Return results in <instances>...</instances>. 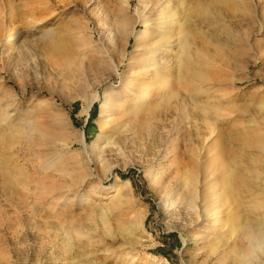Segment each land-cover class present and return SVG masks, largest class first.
<instances>
[{"label":"rangeland","instance_id":"rangeland-1","mask_svg":"<svg viewBox=\"0 0 264 264\" xmlns=\"http://www.w3.org/2000/svg\"><path fill=\"white\" fill-rule=\"evenodd\" d=\"M122 1L0 0V264L233 263L240 237L228 222L235 216L225 206L210 218L197 215L201 201L196 194L185 205L177 165L182 161L181 147L196 145L207 131L208 117L195 102L211 99L225 105L226 112H231L229 119L255 116L263 123L259 105L264 100V26L259 24L264 19V0H202L212 9L202 19L189 15L199 0H131L130 12L136 16L143 2H148L145 13L153 15L168 3L163 11L176 13L175 20L183 21L185 13L188 24L196 22L203 35L191 45V60L204 76L196 81L197 87L179 76L183 63L177 62V52L184 34L177 37V24L170 37L171 55L169 44L155 50V27L138 25L141 37L149 39L136 45L129 37L124 57L118 59L121 43L117 37L114 44L110 41L113 35L107 23ZM186 31L185 26L181 28ZM208 35L223 47L219 50L214 41L203 42ZM140 56L157 62L158 70L152 66L148 73H140ZM125 80L147 82V101L167 99L158 116L145 122L151 123L149 131L124 130L130 121L124 112L133 102L125 92ZM111 90L120 91L121 96L114 107L106 105L109 110L103 119L110 122L105 130L121 138L101 156L88 151L94 176L81 191L89 196L87 203L100 202L106 207L105 221L97 219L91 226V242L85 250L72 247L65 251L61 228L81 225V221L88 228L86 212L76 203L78 194L75 198L72 192L68 194L71 202L38 196L36 178L46 176L53 182L58 175L52 168L43 170L35 152L45 153L58 143L50 136L57 130L75 134L81 130L87 143L92 141ZM95 92L98 99L87 115L84 107ZM216 124L223 130L219 146L225 148L224 137L232 127L224 117ZM200 142L203 151L208 143ZM104 161L112 166L106 175L101 167ZM119 180H128L126 189L112 190L110 186L120 184ZM131 221L135 225L130 233Z\"/></svg>","mask_w":264,"mask_h":264},{"label":"bare ground","instance_id":"bare-ground-1","mask_svg":"<svg viewBox=\"0 0 264 264\" xmlns=\"http://www.w3.org/2000/svg\"><path fill=\"white\" fill-rule=\"evenodd\" d=\"M143 3L145 4L144 8L141 7L142 11L139 13L138 10L136 16L130 12L129 6L131 0H123L117 5L113 17L107 23L113 35L110 37V41L114 44V37H117L121 43L118 59H123L129 37L132 36L135 39L136 45H138L139 40H142V43L145 44L147 39H149L148 37H146L147 39L141 37L142 34L139 33L140 30L136 29L138 25H144L146 29L155 27V29H157L154 35L157 38V48L155 50H160V47L166 49L167 44H169L167 53L171 55L173 47L170 46L172 43L170 37L174 34V26L177 24L179 27L177 37L179 36L180 39V36L184 34L183 40L179 43V52H177V62L183 63V68L179 76L181 79L197 87L196 81L202 80L204 76L202 70L192 63L191 45L195 38L203 35L201 29L195 26L196 22L194 25L193 23L188 24L189 21L186 16L188 14L184 13L182 17L184 20L180 21V18L175 20L174 15L176 13L169 14L163 11V8L166 9L169 6L168 3H164L155 15L152 13L146 14L145 8L148 2ZM211 14V6L202 0L192 5L191 11L189 12L191 17H197L199 19ZM192 19L193 18H190V22ZM259 25L260 27L264 26V19ZM184 26L187 28L185 33L181 32V28ZM144 30L145 29H142L141 33H143ZM212 41H214L212 35H208L203 42L210 44ZM257 43L259 42L257 41L256 44ZM213 44H215L219 50L223 47L221 42L214 41ZM100 48L101 51H105L102 47ZM149 51H151V49H149ZM196 52L199 53V49H197ZM201 53L202 54L199 53V56L205 57V53L202 51ZM140 57L141 58L137 61L140 73L146 74L151 70L152 66L158 65L157 62H154L148 57ZM236 59L238 62L239 60L242 62L240 58L237 57ZM158 67L159 66L155 69L158 70ZM130 78L132 79V77ZM132 80H125V92L128 93V96L132 97L133 102L130 101L131 108L124 112L125 116L130 118L128 125L123 124L125 125L124 130H131L134 133L141 131V129H147L149 131L151 129V123L145 122L158 116L160 107L167 99L161 97L159 101H147L150 95L149 84L144 81L136 84L137 82ZM196 90H198V88H196ZM108 93L101 107L99 119L97 121L99 129L92 141L87 143L84 132L81 130H78L79 133L74 130L76 134L74 132L57 130L50 136L59 140V142L55 143L53 146H49L45 153L43 150L39 152V149H36L35 152V155L39 158L38 164L43 170L52 168V172L58 175V179H65L63 183L54 176H52L55 178L53 182H50L46 176L37 177L34 184L38 189V196H46V199L48 198L50 200L55 199L61 200L62 202H71L72 199L68 197V194L72 192V194H70L74 198L78 194L79 200L76 203L80 202L83 206L82 209L86 212L84 216L87 217L85 223L89 224H87L88 228L81 226L83 221L80 222L81 225L79 223H74L73 225L68 224L61 228L60 239L62 245L65 247V251L70 249L72 251V247L80 249L86 248L91 242V226H93L97 219H100L102 222L105 221L104 214L106 207L100 204V202L87 203L89 196H83L84 194L81 191L84 188L82 186L88 181V178L94 176L91 159H88L89 157L86 156L88 151L101 156V152L104 150L106 151L112 143H117L120 136H113L112 131L111 133H107V130H105L107 124L110 122L109 120L103 119V114L109 110L106 105L114 107L115 100L121 92L111 90V92ZM95 99H98L97 92H95L94 97L84 107V111L87 115ZM140 101L143 103L138 104ZM195 105L196 107H200V110L208 117L206 122L207 131L202 137L196 140V145L189 146L185 144V146L180 149L182 161L177 165V172L182 179V184H180L183 188L182 201L187 205L196 194L201 201L199 213L197 215L206 218H210L211 215L216 214L217 210L223 206L227 209L229 208L230 212H232L235 217H233L232 221L228 222V226L235 231L236 236L240 237V242L234 246V259L232 264H261L264 262V121L262 123L257 120L255 116H251L250 118L234 117L233 119H229V114L231 112H226L225 105L214 102L211 99H206L200 103L195 102ZM259 106L261 115L264 117V100H261ZM184 114H187L185 110ZM187 117L188 116H185L183 118ZM221 117L227 118L228 125L232 127V132H229L228 135L224 137L226 142L224 144L225 148H223L225 150H222L223 148H221L218 143L222 140L219 135H223V130H220V128L218 129L216 121ZM131 121L133 122L131 123ZM119 130L120 128L118 127V131ZM72 137H75L77 140H72ZM112 138L113 140H111ZM77 141L79 146L74 148ZM103 141L105 142L104 146L102 145ZM200 141H203L205 145L208 143V146L205 147L203 151L200 148V146L203 145ZM203 156H206V158L201 160L200 158ZM102 158H100V161H102ZM66 159L67 161L65 162L64 160ZM101 167L103 168V175L112 171V166L106 161L102 163ZM102 181L103 180L100 178L97 180L100 184ZM119 181L121 182L120 184L114 183L110 186L112 190L121 191L128 186H126L128 180ZM196 181H199V186L196 185ZM64 187L66 190H63ZM93 189L94 187H91L92 191ZM84 216H82V219ZM240 216L241 218H239ZM133 225H135V223L131 221L128 226L130 233ZM135 242L138 241L136 240ZM83 250V255L87 256L84 254ZM8 260L5 262H8ZM165 263L169 264L166 261Z\"/></svg>","mask_w":264,"mask_h":264}]
</instances>
